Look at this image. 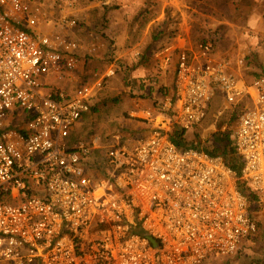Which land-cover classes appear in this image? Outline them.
<instances>
[{"label": "built area", "instance_id": "1", "mask_svg": "<svg viewBox=\"0 0 264 264\" xmlns=\"http://www.w3.org/2000/svg\"><path fill=\"white\" fill-rule=\"evenodd\" d=\"M73 5L0 0V264L234 256L257 230L249 194L264 210V76L246 82L208 37L189 44L179 36L153 53L161 74L174 73L171 91L128 113L146 135L80 137L79 124L117 68L84 72L83 44L67 35L80 27ZM217 97L218 114L228 111L233 123L238 171L212 153V140L210 148L172 140L203 123Z\"/></svg>", "mask_w": 264, "mask_h": 264}, {"label": "rangeland", "instance_id": "2", "mask_svg": "<svg viewBox=\"0 0 264 264\" xmlns=\"http://www.w3.org/2000/svg\"><path fill=\"white\" fill-rule=\"evenodd\" d=\"M75 2L81 6H92L90 26L82 24L80 28L91 34L93 41L102 44L100 54L86 60L84 72L102 74L112 64L117 68L115 75L104 83L102 92L94 100L90 114L79 124L77 133L80 137L99 135L103 141L114 133L130 139L142 137L145 131L136 127L139 125L130 120L128 113L135 107L145 109L154 106L164 97V90L171 91L172 85L165 81L169 72L161 74L157 70L153 53L179 36L192 44L208 37L216 56L229 61L234 72L246 82L264 72V0ZM197 3L209 6L201 7L194 15H201L202 12L204 16L220 20L211 23L210 18L209 22L206 20L207 17L192 21L189 8ZM239 57H244L240 68L235 64ZM223 107L221 99L215 98L206 120L185 132V144L203 143L210 148L208 142L212 140L218 145L213 134L221 132L225 125L231 135L233 123L226 124L228 111L222 116L218 114ZM212 125L215 129L210 128ZM252 217L257 230L237 254L230 257L210 256L203 264H264V210H257Z\"/></svg>", "mask_w": 264, "mask_h": 264}, {"label": "crops", "instance_id": "3", "mask_svg": "<svg viewBox=\"0 0 264 264\" xmlns=\"http://www.w3.org/2000/svg\"><path fill=\"white\" fill-rule=\"evenodd\" d=\"M172 1H176V0H170L171 3H172ZM204 1H206V0H204ZM72 2L74 3V5H73L74 8L69 9L68 11H70L71 13H73V15L80 22L79 23L80 25L83 24V25H89L90 26V22H91V16H90L91 14H90V11L92 10V6H90V5L89 6L77 5V4H75L76 3L75 0H72ZM206 5H208V4H206V3H200V4H198L197 3V5H193L191 8H189L191 10L190 15H192V18H191V20L193 19L192 21H196L197 19H206L207 17L208 18L206 20L208 22L210 20L211 23H216V20H220L218 18H214V17H211V16H207V15L204 16V15H202V12L200 13L201 15H194V12L195 11H200L201 10V7L203 9V7H206ZM183 11H185V10H183ZM38 29L43 31V29H45V28L38 27ZM67 35L70 38H73L74 40H78V41H81L82 42L84 50L81 52V57L84 56L83 58H86V56H87V59H89L90 57H94L96 54H98V55L100 54L99 51H100V47L102 48V44L100 42H96L95 40L93 41L91 39V34L87 33L86 30L84 31V30H82L79 27V28H76V29L67 31ZM182 39L184 40V42L189 43V44H192L190 42H187L184 38H182ZM87 59H85V60H87ZM84 64H85V62H84ZM168 75L169 76L166 78L165 81L169 85H172L173 86V80H174V73H173V71H169ZM137 125H139V124H137ZM140 126L141 125L136 126V127L141 128V130H144L145 133L144 132L143 133L146 135L147 130L144 129L142 126L141 127Z\"/></svg>", "mask_w": 264, "mask_h": 264}, {"label": "trees", "instance_id": "4", "mask_svg": "<svg viewBox=\"0 0 264 264\" xmlns=\"http://www.w3.org/2000/svg\"><path fill=\"white\" fill-rule=\"evenodd\" d=\"M262 76H264V72L262 74L255 75L253 80L258 79ZM213 136L218 141V145L216 144L217 146L215 147L212 153L213 154L221 153L225 157V159L228 161V163L234 168V170L238 171L241 167V163H240V159L235 155L234 150L231 146L232 141L230 137V132L228 131L225 133L219 132V133L213 134ZM172 140L177 146H180V145L182 146L184 138L180 136H175L174 138H172ZM243 188H244V185H243ZM249 210L251 212V217L254 212H256L257 210L259 211V208L256 204L255 197L252 194H249ZM252 219L255 222L254 217H252Z\"/></svg>", "mask_w": 264, "mask_h": 264}]
</instances>
